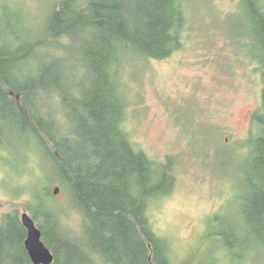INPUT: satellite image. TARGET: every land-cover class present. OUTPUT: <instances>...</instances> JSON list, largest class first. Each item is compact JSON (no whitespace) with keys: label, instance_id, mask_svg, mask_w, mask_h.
<instances>
[{"label":"trees","instance_id":"1","mask_svg":"<svg viewBox=\"0 0 264 264\" xmlns=\"http://www.w3.org/2000/svg\"><path fill=\"white\" fill-rule=\"evenodd\" d=\"M187 6L188 0H58L37 34L0 0V144L14 136L36 141L81 215L78 231L68 227L49 187L27 205L51 264H170L148 209L173 191L174 159L156 162L130 140L121 70L127 59H164L178 50ZM239 7L262 75L261 105L252 115L261 127L248 144L257 183L241 209L264 250V0H239ZM219 234L223 247H235L230 232ZM25 237L17 212L4 213L0 264H33Z\"/></svg>","mask_w":264,"mask_h":264},{"label":"rangeland","instance_id":"2","mask_svg":"<svg viewBox=\"0 0 264 264\" xmlns=\"http://www.w3.org/2000/svg\"><path fill=\"white\" fill-rule=\"evenodd\" d=\"M4 1L40 34L58 0ZM188 5L178 50L164 59H127L121 70L130 140L156 162L174 159V189L150 204L148 216L168 244L170 264H264V250L241 209L257 183L248 154L261 127L252 123L262 89L254 33L239 0ZM59 55L70 61L68 52ZM57 118L70 129L64 117ZM19 139L0 144V221L7 212L29 213L27 205L49 187L65 224L78 231L81 215L46 153L36 141ZM220 232H230V251L221 245Z\"/></svg>","mask_w":264,"mask_h":264},{"label":"water","instance_id":"3","mask_svg":"<svg viewBox=\"0 0 264 264\" xmlns=\"http://www.w3.org/2000/svg\"><path fill=\"white\" fill-rule=\"evenodd\" d=\"M58 188L55 189V192ZM20 222L26 229L24 248L33 264H51L53 255L41 240V234L35 221L27 211L20 214Z\"/></svg>","mask_w":264,"mask_h":264}]
</instances>
